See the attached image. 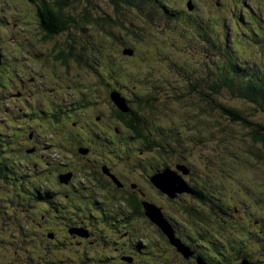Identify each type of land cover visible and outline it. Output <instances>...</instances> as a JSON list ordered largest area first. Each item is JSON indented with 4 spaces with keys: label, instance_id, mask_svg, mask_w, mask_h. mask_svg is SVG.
Wrapping results in <instances>:
<instances>
[{
    "label": "flooded vegetation",
    "instance_id": "1",
    "mask_svg": "<svg viewBox=\"0 0 264 264\" xmlns=\"http://www.w3.org/2000/svg\"><path fill=\"white\" fill-rule=\"evenodd\" d=\"M29 1L25 3L28 8L23 11L25 16L19 18L20 23L9 35L13 36V45L26 46L30 55L22 54L19 62L12 65L15 69H8L5 65L9 56L0 51V179H9L13 184L11 188L17 199L12 204L22 210L24 206L27 208L21 218H4L2 214L5 207L10 209V204L0 199V264H196V258L213 264L204 243L213 236L212 224L217 221L214 218L223 213L244 226L241 212L230 214L229 211L237 208L225 211L214 205L213 195L203 194L204 202L196 200L187 166L193 163L182 161L173 165L149 155L152 142L145 138L144 130V138L138 137L129 125L128 112H121L109 98L116 92L125 99L126 85L109 81L102 87L100 78L94 76L92 91L85 85L83 95L80 84L67 91L59 81L58 69L70 60L61 51L56 52L57 37H71L70 32L79 28V20H69L62 31L48 32L52 27H43V21L36 19L44 6L55 5L56 0ZM213 1H198L195 6L188 0L189 16L176 14V19L183 17L198 33L197 28L202 30L205 24L212 31L213 9L221 12L226 1L235 7L245 6L244 0ZM137 2L142 13L152 6H165L166 12L169 11L163 0ZM65 7L63 10L68 15ZM28 14L37 25L32 40L38 44L52 42L51 49L42 53L30 44L26 30ZM247 14L245 21L239 12L240 20L246 28L253 29L255 14L250 11ZM203 17L205 24L201 22ZM204 33L200 35L208 37ZM47 34L54 36L49 38ZM259 49L261 56H256L246 70L230 67L222 71L214 65V59L208 60V78L224 80L222 85L230 92L232 88L244 87L247 75L252 74L253 85L264 88V49ZM67 54L77 60L71 52ZM51 77L57 78L55 95L58 96L43 92L31 99L27 89L29 80ZM132 95L135 94L127 97ZM119 133L124 149L108 164L98 163L97 153L116 143L115 136ZM49 136L57 140L48 142ZM177 143L181 144L180 140ZM164 172L168 178L160 180L163 187L154 188L149 177ZM181 180L190 193L176 191ZM176 240L191 255L186 257L178 251L173 243ZM28 243L29 256H25ZM241 258L242 251L236 249L234 261Z\"/></svg>",
    "mask_w": 264,
    "mask_h": 264
},
{
    "label": "rangeland",
    "instance_id": "2",
    "mask_svg": "<svg viewBox=\"0 0 264 264\" xmlns=\"http://www.w3.org/2000/svg\"><path fill=\"white\" fill-rule=\"evenodd\" d=\"M187 1L163 0L164 4L169 7L168 13H166L165 6L148 8V12L151 13L145 16L141 14L142 16L136 20L137 26H140L142 31L141 34H137L136 38L133 35L124 34L120 30L113 33L98 25L94 24L93 26L94 14L100 18L104 14L111 13L112 3L110 0H96L95 3L94 1L87 3L84 0H72L65 7L68 15L77 11L86 13L92 25L90 27L79 26L78 29L70 32L71 37L65 39L57 37L56 52L61 51L70 60L67 65L64 64L58 69L59 81L67 91L73 90L75 85L80 84L81 93L84 95V86H89V90L92 91L94 76H98L102 87L110 80L124 83L126 85L123 87L125 102L128 100L127 94L152 96L155 99L156 111L144 120L142 127L146 133L145 138L152 142V148L148 150L149 155L160 161H167L173 165H180L182 161L197 164L200 158H206L215 166L220 165L223 161L225 164L228 162V166L231 167L232 159L224 158L220 153L228 149L235 150L237 147L246 152L247 154L243 152L247 158L240 164L241 171L233 163L235 170L229 173L233 178L223 194L229 204L232 203L239 208V210L234 209L229 213L241 212L244 226L238 220L230 223V219L223 220L219 215L216 216L221 227H212L213 236H210L206 242V252L213 259H222V255L228 253L227 241L231 245H236L239 241L238 237L242 239L245 237L240 241L245 245L244 253L264 264V250L261 249L264 246V236L261 239L256 238L253 243L249 235L255 232L264 235V155L260 147L255 149L249 145V142H245V139L250 135L252 126L241 122H232L231 116L219 111L209 112L207 100L202 98L201 94V92H209L210 79L206 72L208 60L221 58L222 53L232 51V41L233 44L238 43L239 47L243 45H246V48L254 47L256 42L247 40L246 34H250V32L245 30L247 28L243 26L240 18L236 22H233L232 19L236 12H240L243 14L244 20L247 21L248 11L253 14L257 11L261 12L264 18V0H244L245 6H236L237 8L226 1L221 12H217L215 9L212 11V31L204 23L206 20L203 17L201 22L205 26L202 30L197 28L199 33L183 18L188 17L190 12L186 8ZM198 1L206 0H192L195 6ZM25 3L29 4L30 1L0 0V51L6 52V55L9 56L7 65H5L8 69H15L12 65L19 62L22 54L30 55L26 46L16 47L15 44L13 45V36L9 35L11 29L20 23L19 18L25 16L23 11L28 10ZM121 8H124L122 9L123 16L130 17V19L135 16L134 12L126 5L121 4ZM188 8H190L189 4ZM176 14L183 16L182 19L180 17L176 19ZM217 19L218 21L215 23ZM26 22L29 23L26 30L28 38L32 41H29L30 44L42 53L51 49L52 42L38 44L32 40V35L37 32V25L34 19L31 20L29 14ZM219 23L223 24V28L227 31L226 38H223L224 29ZM251 30L256 32L257 27ZM203 31L208 37L200 35ZM256 45L258 50L259 48L264 49V42ZM129 48L132 50L131 52L128 50ZM69 52L77 57V60L70 58L67 54ZM252 53L245 50L242 56L248 59L247 55L250 54L251 58H255ZM159 65L163 68L160 69ZM129 68L130 71L125 75V79H117L118 76L124 75L125 70ZM153 80L158 81L151 84V87L154 86L152 90L155 92L154 94L149 92L150 82ZM57 82V78L54 77L42 81L30 79L27 85L28 92L31 94L30 98L40 97L43 92L51 97H57L58 94L55 95ZM194 83L197 89H192L191 86ZM171 90L172 93H170ZM196 90L199 91V96L196 94ZM214 98L219 104L231 109H239L240 113H243L251 122L264 124V110H260L263 107L258 108L254 104L251 105L250 102L233 97L226 88L221 89L214 95ZM108 124L110 125L109 122ZM118 127L121 129V126ZM178 132L182 136L186 135V147L177 143ZM4 133L8 134L6 131ZM121 135L119 133L115 136L116 143L104 147L100 154L97 153L95 160L98 163L108 164L120 149H124ZM198 139L202 141H196ZM56 140L55 136L48 137V142ZM157 140H162V143L156 142ZM191 141L200 144L198 148L190 149ZM24 146L29 147V145ZM56 150L63 153L58 147ZM222 170L225 172L224 166ZM157 176L159 175L150 176L149 181L154 188L159 189L163 185L161 181L156 180ZM12 185L9 179H0V188L2 189L0 199L3 198L10 204V209L5 210L2 217L21 218L25 215L23 210L27 208L24 206L22 210L12 204L17 199L16 192L11 188ZM39 199L44 201L40 197ZM169 244L172 245L170 242ZM24 251L25 256H29V243ZM1 260L2 258H0V262Z\"/></svg>",
    "mask_w": 264,
    "mask_h": 264
},
{
    "label": "trees",
    "instance_id": "3",
    "mask_svg": "<svg viewBox=\"0 0 264 264\" xmlns=\"http://www.w3.org/2000/svg\"><path fill=\"white\" fill-rule=\"evenodd\" d=\"M84 1L87 3H89L90 1H94V3L96 2V0H84ZM110 1L112 3L111 13L104 14L100 18H98L97 15L94 14L93 15V26L94 24L98 25L102 27L103 29L107 30L108 32H113V33L116 32L117 30H120V32H123L124 34L133 35L134 37L137 38L138 36L137 34L142 33L140 26H137L136 24L137 18L142 16L141 14H143L141 12V5L137 2V0H110ZM139 1H143V0H139ZM69 3H70V0H56L55 5L44 6L42 8L40 18L38 17L36 21L40 23L43 21L42 23V26L44 25L43 27L45 26L52 27L51 29H47L48 32L64 30L68 24V21L72 19L79 20V26L90 27L92 23L88 19L86 13L77 11L70 15L66 14L63 8L66 5H69ZM121 4L126 5L130 10H132L135 16L132 17L131 19L130 17L123 16L122 9L124 8H121ZM149 13L151 12L144 13V16ZM239 18H240L239 12H236L234 19L232 20L233 22H236L239 20ZM218 19L215 21V23L218 21ZM252 23L255 27H257V31L253 32L249 28L245 29L246 31H249L251 34V35L249 33L246 34L247 40L255 41L257 44V43L262 42L261 40L264 39V18L262 17L261 12L257 11V13H255V15L252 17ZM219 25L221 26L222 29H224L223 24L219 23ZM243 26L246 27L244 24ZM47 36L51 38L54 35L47 34ZM225 37H227V31L224 29L223 38ZM256 44L254 45L253 48H246V45L239 47L238 43L235 42V44H233V41H232L233 50L224 52L221 55L222 56L221 58H213L214 65L217 66L222 71L225 69L228 70L230 67L234 68L235 70H238V69L246 70L249 66H251L255 62V58H251V55L249 54L247 55L248 57L247 59L246 57H243L242 54L245 52V50H247L249 52H253L252 55L254 54V57L261 56L259 51L261 53L262 51L260 49L258 50V47ZM257 63H259V61ZM147 66H152V65H147ZM159 68L161 69L163 67L159 65ZM129 71H130V68L126 69L124 72V75L118 76L117 79H122V80L125 79V75ZM50 72L51 71H48V73ZM223 74H226V73L223 72ZM209 81H210L208 83L209 92L207 93L201 92V94L203 95L202 98H205L207 100V106H208L207 110L209 112L219 111L228 116H231L230 120L232 122H241L245 124L248 123L249 126H252L250 135L245 139V142H249V145L255 149H258L260 147L262 154L264 155V124H261V123L253 124V123L247 122L246 116L244 114L242 115L239 109H236V108L231 109L228 106H224L222 104L217 103L214 98V95L217 94L221 88H224L222 84H224L225 81L220 80L218 82L216 77L211 78ZM157 82H158L157 80H153L150 82V89H149L150 93L152 94L155 93L152 91L154 86L151 87V84H155ZM116 83L119 86L125 85L122 82L116 81ZM253 84H254V77L252 74H248L247 79L244 83V87L241 86L239 89L232 88L230 90V93H232L233 97L241 99L245 102H250L251 105L254 104L258 108L263 107L262 109H260L262 111L264 110V88L258 89V86L253 85ZM191 87L192 89H197V86L195 83ZM255 89H258V90L255 93H253ZM196 91H197L196 94L199 96L200 94L199 91L198 90ZM157 93H159V91H157ZM170 93H172V90ZM137 95L138 94L128 97V102H125V106L127 108V111H125V113L128 112L127 115L131 117V120H130L131 122L129 123V125L132 127L135 134L138 137L144 138L143 129H142L143 122L148 116L152 115L156 111V104H155V99L152 96H137ZM143 110L145 111L143 112ZM178 136H179L178 140H180L181 144H183V147H186V141H187L186 135L182 136L181 134H179ZM196 141H202V140L198 139ZM196 141L190 142V149L193 147L198 148V145L200 144H197ZM156 142L162 143V140H157ZM228 150L232 152H229ZM228 150H224L222 153H220L221 156L224 158L232 159L237 169L241 171L240 164L247 158L243 154L244 151H241V149H239L238 147L235 150L233 149H228ZM234 153L235 155L233 156ZM233 163L231 164V167H229L228 162H226L225 164V162L222 161L220 165L217 164V166H215L211 164L206 158H200V161L197 164L187 163V166L190 167V170H191L190 179H191L192 185L196 189L195 195H196L197 201L204 202L205 196L203 194H205L206 196L213 195L214 205H217L218 207L223 208L225 211H228L227 209L231 210L234 207L239 209L236 205H233L232 203L229 204V202L226 199H224V196H223L224 192H226L227 190V185L231 182L233 178V176L229 174L235 170V165ZM166 166L167 164H165V167ZM223 166H224L225 172L222 170ZM211 186L213 187L214 190L212 189ZM218 215L221 219L228 217L227 215L223 213H219ZM238 239L239 241L237 245L244 246V243H241L240 241L245 239V237L243 239L238 237Z\"/></svg>",
    "mask_w": 264,
    "mask_h": 264
},
{
    "label": "clouds",
    "instance_id": "4",
    "mask_svg": "<svg viewBox=\"0 0 264 264\" xmlns=\"http://www.w3.org/2000/svg\"><path fill=\"white\" fill-rule=\"evenodd\" d=\"M144 14V13H143ZM130 52L132 51L130 48L128 49ZM110 100H111V102L119 109V110H121V112H124L125 113V111H127V108H126V106H125V101H124V99L120 96V94L119 93H116V92H112L111 93V96H110ZM126 109H125V108ZM162 181V180H161ZM175 182V181H174ZM180 183V182H179ZM187 186V185H186ZM188 187V186H187ZM179 190V189H178ZM182 190V189H181ZM171 192L172 191H166V193H168V194H171ZM178 193H183V192H178ZM187 193V192H186ZM9 208H7V207H5V210H8ZM148 209V208H147ZM150 209V208H149ZM4 210V211H5ZM149 211V210H148ZM1 212H2V210H1V207H0V215H1ZM150 213V212H149ZM150 215V214H149ZM4 218H6V217H4ZM7 218H13V217H7ZM152 218V217H151ZM214 219H216V218H214ZM226 219H229V217H226V218H224L223 220H226ZM158 220V219H157ZM217 221L215 222V224H212V227H216V228H220L221 227V223H220V221L218 220V219H216ZM232 222H234V221H231L230 220V223H232ZM165 223V222H164ZM166 226V225H165ZM165 228V227H164ZM162 230H163V228H162ZM166 234V233H165ZM250 235H251V240L253 241V243H254V241H255V239L256 238H258V239H261V238H263V236L264 235H261V234H259L258 232H255V233H250ZM173 238V237H172ZM169 239H170V236H169ZM220 240V239H219ZM218 240V241H219ZM204 245L206 246V243H204ZM227 247H228V253H227V255H222L223 256V258L222 259H213V258H211L208 254H207V252H206V254H207V256H208V258L210 259V260H212V263L213 264H241L242 263V261H247L249 264H262L261 263V261L260 260H257L256 258H254L253 256H251V255H249V254H245L244 253V247H245V245L244 246H239V245H231V244H229V242L227 241ZM236 249H240L241 251H242V256H243V258H241L240 260H238V261H234V259H233V257H234V253H235V250ZM261 249H263L264 250V246H262L261 247ZM206 250H207V247H206ZM219 250V249H218ZM187 253V252H186ZM226 258H228V260H230L231 261V263H228V261H227V259ZM197 259H200V258H197ZM201 260V259H200ZM197 261V260H196ZM201 261H203V260H201ZM204 262V261H203ZM205 263V262H204ZM205 264H207V263H205Z\"/></svg>",
    "mask_w": 264,
    "mask_h": 264
},
{
    "label": "water",
    "instance_id": "5",
    "mask_svg": "<svg viewBox=\"0 0 264 264\" xmlns=\"http://www.w3.org/2000/svg\"><path fill=\"white\" fill-rule=\"evenodd\" d=\"M125 108V107H124ZM126 109V108H125ZM166 178H168V174L166 175L161 174L160 176L156 177V180L159 182L160 180H166ZM170 183V182H169ZM179 189V190H178ZM182 189V190H181ZM188 187L186 186V184L184 183L183 180L180 181L179 185L177 186L176 191L177 192H184L185 190H187ZM166 191H172V190H166ZM153 219L156 221V216H153ZM171 239V236H170ZM174 243V246L176 247V249L178 251H180L182 254H184L186 257H188L190 254V252L187 251V247H185L182 243H180L178 240H176ZM187 252V253H186ZM197 264H205L203 261H201L200 259H197ZM241 264H249L247 261H242Z\"/></svg>",
    "mask_w": 264,
    "mask_h": 264
},
{
    "label": "bare ground",
    "instance_id": "6",
    "mask_svg": "<svg viewBox=\"0 0 264 264\" xmlns=\"http://www.w3.org/2000/svg\"><path fill=\"white\" fill-rule=\"evenodd\" d=\"M184 192H189V193H190V190H189V188H188L187 190H185Z\"/></svg>",
    "mask_w": 264,
    "mask_h": 264
}]
</instances>
